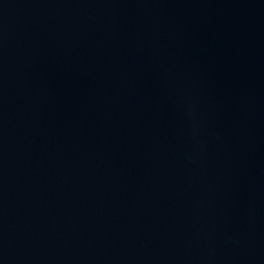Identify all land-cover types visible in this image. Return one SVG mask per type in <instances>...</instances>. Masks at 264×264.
I'll return each instance as SVG.
<instances>
[{"label": "water", "instance_id": "1", "mask_svg": "<svg viewBox=\"0 0 264 264\" xmlns=\"http://www.w3.org/2000/svg\"><path fill=\"white\" fill-rule=\"evenodd\" d=\"M0 264H264V0H0Z\"/></svg>", "mask_w": 264, "mask_h": 264}]
</instances>
